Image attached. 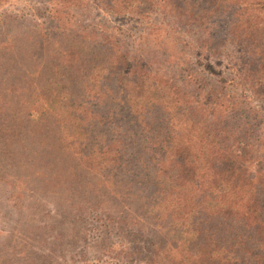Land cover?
Masks as SVG:
<instances>
[{
  "label": "rangeland",
  "instance_id": "374dc122",
  "mask_svg": "<svg viewBox=\"0 0 264 264\" xmlns=\"http://www.w3.org/2000/svg\"><path fill=\"white\" fill-rule=\"evenodd\" d=\"M229 2L230 16H219L234 21L227 37L223 29L211 35L214 13L201 16L194 6L176 15L165 0H0V264H201L187 262L197 255L192 236L157 225L155 192L138 193L126 181L131 171L117 179L106 160H95L102 132L66 116V102L83 100L79 85L70 95L60 81L58 63L66 58L58 49L79 47L73 61L83 65L100 49L91 41L114 43L120 56L111 79L93 80L86 104H101L112 127L125 119L133 129L142 114L161 112L175 133L187 135L206 117L207 95L216 104L234 101L264 123V91L250 70L264 0ZM73 30L91 31L89 39L73 40ZM170 83L185 90L175 94L183 102L173 100ZM195 91L199 116L183 110ZM246 165L256 172V162ZM149 239L161 243L162 263L152 262L153 247L144 248Z\"/></svg>",
  "mask_w": 264,
  "mask_h": 264
},
{
  "label": "trees",
  "instance_id": "16d2710c",
  "mask_svg": "<svg viewBox=\"0 0 264 264\" xmlns=\"http://www.w3.org/2000/svg\"><path fill=\"white\" fill-rule=\"evenodd\" d=\"M114 1L110 0L111 3ZM209 1L165 0V4L176 15L175 11H187L194 6L201 16L209 17V13H214V16L209 17V20L214 19L208 26L213 30L211 35H215L217 29H223L226 36L230 37L234 21L224 22L219 16L229 17L227 6L232 3L225 5L227 0H211L208 5ZM90 32L77 33L73 30L71 33L76 34L72 39H89ZM263 36L264 32H256L253 41L256 42V48L251 49V52H256L257 62L251 63L250 69L256 75L254 84L261 87L262 91ZM98 38L91 43L97 42L100 49L93 53L90 62L87 59L83 61V65L80 64L82 62H79V57L73 61L78 53L81 57L79 47L70 44L66 47L61 45L58 49L59 58L63 55L66 58L64 62L58 63L62 67L58 69L60 81L70 95H77L75 88L79 85L78 90H81L83 100L80 102L79 99H71L66 102L69 107L66 116L69 119L78 118L81 122L76 125L78 127L89 123L87 128H95V133L102 132L98 148L92 150L95 160H106L110 166L107 168L117 179L121 172L128 175L131 171L133 174L126 181H131L127 183L128 186L138 190V193L157 194L153 201L158 204L157 211H160L155 216L159 222L157 225L166 231L192 236V253L197 255L187 262L202 258L201 264H264V135L258 133L259 125L264 127V123L256 121L255 124L248 109L243 111L234 101L216 104L207 95V108L204 109L207 115L204 112L206 117L199 120V126L194 131L190 129L187 135L175 133L173 123L168 120L166 122L161 112L142 114V125H134L137 127L133 129L124 127L125 119H121L119 126L112 127L114 119L103 113L101 104L91 103L94 107L86 105L91 102L87 92L94 94L90 91L92 81L99 84L109 81L111 67L120 56L113 42L101 43ZM126 71L129 74L131 68ZM168 90L176 101H181L175 96L176 91L185 92L174 83L169 84ZM189 96L184 101V113L199 116L197 113L201 93L195 91L189 93ZM217 106L221 110L216 112ZM173 134L179 137L175 142L170 141ZM72 142L75 143L76 140ZM252 162L257 165L254 174L249 172L246 165ZM72 206L76 207L75 204ZM90 208L88 205L87 209ZM120 220L122 224L125 223L123 218ZM135 231L137 232V228ZM157 244L154 239H149L148 247L144 248L153 247L152 262H156L158 258L162 263L161 243Z\"/></svg>",
  "mask_w": 264,
  "mask_h": 264
}]
</instances>
